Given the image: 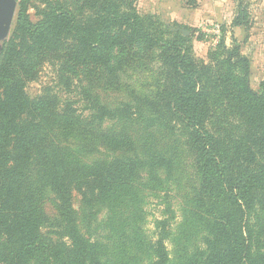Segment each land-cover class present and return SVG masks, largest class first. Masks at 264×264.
I'll list each match as a JSON object with an SVG mask.
<instances>
[{
	"label": "trees",
	"instance_id": "obj_1",
	"mask_svg": "<svg viewBox=\"0 0 264 264\" xmlns=\"http://www.w3.org/2000/svg\"><path fill=\"white\" fill-rule=\"evenodd\" d=\"M136 1L17 2L0 55V264H108L88 233L96 209L143 180L160 188L157 173L169 177L175 166L149 134L138 152L126 131L136 125L181 142L196 171L189 215L201 240L180 264H264V82L250 90L237 49L217 69L196 64L182 30L141 17ZM245 20L240 7L234 25ZM155 50L163 67L156 97L110 107L93 93L97 82L119 86L141 52ZM46 65L55 86L30 98L26 86ZM60 92L78 99L62 101ZM165 239L153 264L168 263Z\"/></svg>",
	"mask_w": 264,
	"mask_h": 264
},
{
	"label": "rangeland",
	"instance_id": "obj_2",
	"mask_svg": "<svg viewBox=\"0 0 264 264\" xmlns=\"http://www.w3.org/2000/svg\"><path fill=\"white\" fill-rule=\"evenodd\" d=\"M134 7L141 17L156 14L154 18L162 26L168 24L188 32L190 56L198 65L217 69L218 63L227 62L225 52L237 49L238 55L249 63L248 87L254 93L260 92V84L264 82V0H138ZM240 7L246 13V20L241 26H235ZM29 15L36 21L33 9ZM4 42L0 44V55ZM140 55V62L132 64L126 74H120L119 86L97 82L93 93L103 103L115 107L120 102L129 103L130 97H156L160 93L163 67L159 51H142ZM78 78L82 79L81 73ZM54 86L55 72L46 65L37 81L27 84L25 91L34 98L44 88ZM58 95L62 101L67 97L78 99L75 93ZM126 131L140 154L143 145L150 142L148 134L151 140L154 136L159 149L174 157V169L169 177L163 169L157 173L165 181L160 188L152 189L153 186L143 180L129 190L113 194L96 209L97 219L88 233L105 246L108 264H153L157 260L155 243L163 236H166L163 242L168 254L167 264H180L184 251H191L201 240L189 215L196 207V171L181 142L175 143L176 140L156 131L148 133L139 125L128 126ZM174 146L176 154H172ZM72 203L76 210L80 209L78 194H73ZM45 209L49 216L55 215L50 202ZM81 221L84 222V214Z\"/></svg>",
	"mask_w": 264,
	"mask_h": 264
},
{
	"label": "water",
	"instance_id": "obj_3",
	"mask_svg": "<svg viewBox=\"0 0 264 264\" xmlns=\"http://www.w3.org/2000/svg\"><path fill=\"white\" fill-rule=\"evenodd\" d=\"M16 7V0H0V44H2L9 35L10 29L13 25ZM182 33L185 36L188 35L186 31L182 30Z\"/></svg>",
	"mask_w": 264,
	"mask_h": 264
}]
</instances>
